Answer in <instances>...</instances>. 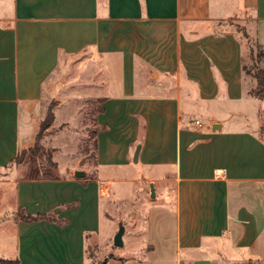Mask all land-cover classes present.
Returning a JSON list of instances; mask_svg holds the SVG:
<instances>
[{"label": "crops", "instance_id": "crops-1", "mask_svg": "<svg viewBox=\"0 0 264 264\" xmlns=\"http://www.w3.org/2000/svg\"><path fill=\"white\" fill-rule=\"evenodd\" d=\"M251 41L264 67V0H0V259L264 264ZM64 66L98 83L95 170L23 177V124ZM121 182L153 187L119 247L127 231L143 238L100 263L89 248L113 225Z\"/></svg>", "mask_w": 264, "mask_h": 264}, {"label": "rangeland", "instance_id": "rangeland-1", "mask_svg": "<svg viewBox=\"0 0 264 264\" xmlns=\"http://www.w3.org/2000/svg\"><path fill=\"white\" fill-rule=\"evenodd\" d=\"M247 36L249 35L246 34L245 37ZM249 47L251 56H246L245 65L249 73L255 74L258 69L263 68L261 57L259 48L253 41L249 43ZM53 78L52 90L33 108L31 117L23 124L22 146L12 165L23 177H64L74 168H83L93 174L96 165L95 115L100 99L96 96L98 83L96 80L86 81L85 76L80 80L68 66H64ZM50 115L52 120L49 126L41 129V123L46 122ZM114 186L116 190L118 188L117 198L121 197L123 201L117 203L116 211L111 213L114 216L113 225L102 222L101 245L94 244L89 248V253L100 263H104L111 253L126 252L131 243H138L143 238L142 235L134 238L127 231L123 237V247L113 244V237L120 225L127 223L131 216L134 217V212L139 213L148 205L150 186H139L138 182H121ZM109 223L113 230L109 228Z\"/></svg>", "mask_w": 264, "mask_h": 264}, {"label": "trees", "instance_id": "trees-1", "mask_svg": "<svg viewBox=\"0 0 264 264\" xmlns=\"http://www.w3.org/2000/svg\"><path fill=\"white\" fill-rule=\"evenodd\" d=\"M259 57H261V50L259 49ZM253 76L256 79V86L252 90V93L256 96H261L263 94L264 90V67L262 69H258ZM52 120V116L50 115L47 118L46 122L41 123V129H45L49 126L50 122ZM0 264H17L16 260L13 259H0Z\"/></svg>", "mask_w": 264, "mask_h": 264}, {"label": "water", "instance_id": "water-1", "mask_svg": "<svg viewBox=\"0 0 264 264\" xmlns=\"http://www.w3.org/2000/svg\"><path fill=\"white\" fill-rule=\"evenodd\" d=\"M74 176L76 177H81L84 176V172L82 170H76L74 171ZM150 191H151V196H153V187L152 185L150 186ZM124 232V227L123 225H120L119 229L117 230V232L115 233L114 237H113V244L115 246H122V234Z\"/></svg>", "mask_w": 264, "mask_h": 264}, {"label": "built area", "instance_id": "built-area-1", "mask_svg": "<svg viewBox=\"0 0 264 264\" xmlns=\"http://www.w3.org/2000/svg\"><path fill=\"white\" fill-rule=\"evenodd\" d=\"M192 123L194 124V126H200L201 125V122L198 119L192 120Z\"/></svg>", "mask_w": 264, "mask_h": 264}]
</instances>
